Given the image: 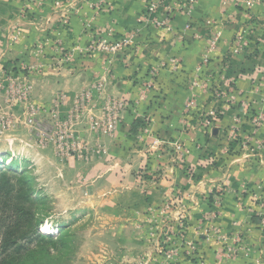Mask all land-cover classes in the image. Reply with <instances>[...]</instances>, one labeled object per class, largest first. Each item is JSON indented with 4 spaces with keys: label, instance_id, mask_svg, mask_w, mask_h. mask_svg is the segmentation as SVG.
I'll return each mask as SVG.
<instances>
[{
    "label": "crops",
    "instance_id": "crops-1",
    "mask_svg": "<svg viewBox=\"0 0 264 264\" xmlns=\"http://www.w3.org/2000/svg\"><path fill=\"white\" fill-rule=\"evenodd\" d=\"M148 1L73 0L71 6H78L69 12L44 14L41 31L46 32L33 28L29 32L32 41L45 35L61 40L66 49L89 51L95 35L108 43L131 36V45L116 57L102 52L87 55L76 71L56 69L34 77V102L51 105L59 93L72 100L75 94L101 83L103 97L129 106L119 131L102 138L110 156L91 163H98L91 179L101 184L96 182L89 194L109 190L112 187L104 180L112 179V186L132 199L128 206L140 213L149 204L179 192L187 197L185 207L193 232L207 212L202 195H212L209 207L220 197L221 214L215 224L229 235L230 244L234 234H240L251 251L228 258L218 251L219 238L204 237L198 241L201 257L206 264H264V226L253 216L264 210L258 202L264 200V124L256 132L251 122V117L264 115V0H199L192 13L171 18L170 30L141 21ZM89 5L96 8L88 9ZM158 18L164 19L162 15ZM6 24L1 25L5 28ZM5 56L13 58L17 53ZM156 68L154 86L141 100L142 85L146 86ZM192 94L197 107L185 113ZM89 106L91 119L104 118L102 103ZM204 116L209 126L201 125ZM138 121H147L151 138L140 141L145 127L137 133ZM87 127L84 122L78 129L91 141ZM157 147L168 150L164 155L171 161L159 184L144 195L135 171L149 159L151 148ZM173 147L185 150L184 158L195 175L189 177L173 167L175 154L169 151ZM37 153L43 157L47 152L39 149Z\"/></svg>",
    "mask_w": 264,
    "mask_h": 264
},
{
    "label": "rangeland",
    "instance_id": "rangeland-1",
    "mask_svg": "<svg viewBox=\"0 0 264 264\" xmlns=\"http://www.w3.org/2000/svg\"><path fill=\"white\" fill-rule=\"evenodd\" d=\"M0 1V29L4 28L1 24L7 23L0 33V52L2 53L0 57V169L1 171L9 169L30 181L37 193L34 197L46 202L42 214L44 223L41 233L53 237V240L63 241L62 245L58 243L57 247L51 246L50 254L40 257L35 264H206L208 262L199 253V250H202V244L198 242L204 237L219 238L221 241L220 244L218 243L219 253L225 252L229 247L235 250L233 259L238 258L240 253L249 254L250 247L240 234H234L230 244L229 235L215 224L221 214L219 204L222 198L220 197H217L218 199L209 207V199L212 195H202L201 202H205L207 212L205 214L201 212L204 214L200 221L202 223L193 232L190 229L189 216L185 207L187 197L179 192L174 191L160 203L149 204L140 213L128 206V200L132 199L113 187L112 179L104 180V184L112 187L109 190L104 189L100 194H89L90 189H94L97 182L95 177L91 179L94 174L91 171L96 169L98 163H91L102 161L103 157L110 156L102 143V138L112 136L119 131L123 114L129 105L124 102L127 104L126 109L119 115L116 128L112 132L103 129L98 132L93 131L91 121L93 119L99 121V119L96 117L91 119L87 114L89 104L100 102L103 106L107 99L102 96L103 91L102 93L96 91L95 86L98 84H93L89 90H82L75 94L72 100L59 93L54 97L51 105H39L46 110L37 117L36 120L41 124L36 127L29 120V103H35L32 79L49 70L66 68L65 70L76 71L78 69L76 65L81 58L95 52L116 57L131 43L122 50H107L103 46L119 44L125 38L115 43H108L101 41L95 35L92 37L89 51L82 49L76 51L66 49L61 40L51 39L45 35L32 41L29 32L33 28L39 31L45 28L42 20L44 14L69 12L78 5L71 6L73 0ZM92 7L96 8V5H89L88 9ZM64 22L68 23V19ZM45 32L41 31V33ZM20 47L25 49V52L22 53L23 50L20 51ZM16 53L17 56L13 58L5 56V54L15 55ZM152 70L149 81H152L153 87L158 70L154 77L151 75ZM142 86L141 100L145 98L149 89L147 84ZM24 92L30 96L28 102L21 100ZM89 93L90 101L87 100ZM61 96L66 97L65 102L56 107L57 103H60L57 98ZM82 98L86 99L85 109L80 118L74 121L73 128L74 142L78 144L79 151L67 156L58 148L56 135L49 127L57 122L50 111L55 110L59 118L65 120L71 115L74 105ZM196 103L197 97L192 94L186 104L185 113L196 108ZM102 113L104 117L103 109ZM206 117H203L204 121L201 125L204 123L209 126V120L206 121ZM84 122H87V132L91 141L83 137L78 129ZM137 123L138 126L135 127L137 133L145 127L140 141L151 138L149 135L152 134L148 129L147 121ZM183 124L189 127L187 119L183 120ZM190 124L192 127L193 123L190 122ZM212 124L213 122L210 123ZM22 139L26 140V143ZM39 149L47 152L46 155L39 156L37 153ZM171 150H174L175 154L174 160L172 159L173 167L182 169L189 177L195 175L193 167L189 166L184 158L185 150L181 151L176 147L169 149ZM162 152L160 147L151 148L149 159L135 171V180L142 188L144 195H149L150 190L159 184L161 173L166 172L167 165L171 161L164 155L168 150ZM82 164H90L91 168L86 169ZM104 165L108 166L107 163ZM115 183L117 185V182ZM98 184L101 182H97ZM121 201L124 203L121 204ZM258 202L261 206L264 204L262 199ZM253 214L263 225L264 210ZM214 229H218L219 232L213 231ZM223 237L226 240H223ZM191 238L198 244L191 241Z\"/></svg>",
    "mask_w": 264,
    "mask_h": 264
},
{
    "label": "trees",
    "instance_id": "trees-1",
    "mask_svg": "<svg viewBox=\"0 0 264 264\" xmlns=\"http://www.w3.org/2000/svg\"><path fill=\"white\" fill-rule=\"evenodd\" d=\"M28 179L0 169V264H35L63 244L41 233L46 202Z\"/></svg>",
    "mask_w": 264,
    "mask_h": 264
},
{
    "label": "built area",
    "instance_id": "built-area-1",
    "mask_svg": "<svg viewBox=\"0 0 264 264\" xmlns=\"http://www.w3.org/2000/svg\"><path fill=\"white\" fill-rule=\"evenodd\" d=\"M231 1V0H226ZM239 2L243 0H237ZM199 3V0H149L146 10L143 12L141 21L152 23L153 25L157 27H167L169 30L170 28V22L171 18L176 16L179 13H186L190 14L195 9L196 5ZM252 3V2H251ZM163 14L164 19L160 20L158 16L160 17ZM191 25H188V28H190ZM125 39L121 43H117L114 45H107L103 46L104 49L107 50H122L124 47L128 46V44L131 43V36L124 37ZM205 63H208V57L205 58ZM154 70V71H153ZM152 70V77L157 75V69ZM201 70V69H200ZM152 81H149L147 83V86L150 88L152 87ZM96 91L102 93L103 91V85L99 83L95 86ZM29 95L28 93L24 92L22 93L21 100H24L25 102L29 101ZM65 96L58 97L57 99L60 101V103H57L56 107H59L58 105L65 102ZM90 93L87 94V100L90 101ZM31 102V101H30ZM85 103L86 99L82 98L80 102L76 103L74 106V109L72 110L71 115L65 119L61 120L59 118L58 113H55V110H51L53 119H57V122L55 125L50 126L51 131L54 132V135H56L57 145L60 151L70 156L72 154H76L79 150L77 149V143L74 142V134H73V128H74V121L79 119L81 116V113L83 112V109H85ZM29 116H30V122H33L34 126H40L41 123H39L36 119L37 117L41 116L45 112V108L35 104V103H29ZM103 112H104V118L97 121L93 120L91 121V127L93 131H109L112 132L118 123V118L121 113L126 109V104L121 101L114 98H107L102 106ZM252 125L257 132L263 127L264 124V115L257 114L252 117L251 119ZM247 141H252L251 139ZM262 207H264V204H262ZM264 226V224H263ZM213 231L219 232L218 229H214ZM223 240H226L225 237H223ZM238 242H240V239H238ZM230 248V247H229ZM227 249L225 252H223L228 258L235 257V250Z\"/></svg>",
    "mask_w": 264,
    "mask_h": 264
}]
</instances>
